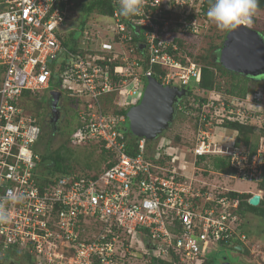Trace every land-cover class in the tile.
Here are the masks:
<instances>
[{"label":"built area","instance_id":"built-area-1","mask_svg":"<svg viewBox=\"0 0 264 264\" xmlns=\"http://www.w3.org/2000/svg\"><path fill=\"white\" fill-rule=\"evenodd\" d=\"M212 2L140 0L139 14L123 17L111 0L112 13L99 26L106 38L99 41L97 29L93 37L82 32L83 51L74 53L62 43L73 0H0V206L10 216L0 222V264L15 253L28 264H125L127 257L203 264L216 247L247 248L239 198L196 184L193 174L175 165L177 148L166 139L152 147L142 137L129 144L126 112H116L140 101L150 77L184 88L199 82L201 65L181 54L173 38L209 29ZM170 32L173 37H166ZM53 72L59 83L54 90L79 101L71 142L102 143L112 155L97 175L47 176L38 165L33 145L39 121L20 99L51 89ZM202 93L204 102L176 103L193 119L194 162L225 155L233 176L264 183V149L251 159L248 148L234 141H213L224 120L264 118V82L244 97ZM108 95L112 108L106 110L101 99ZM12 194L23 200L12 203L6 199ZM87 225L94 228L90 237L84 235Z\"/></svg>","mask_w":264,"mask_h":264},{"label":"rangeland","instance_id":"rangeland-1","mask_svg":"<svg viewBox=\"0 0 264 264\" xmlns=\"http://www.w3.org/2000/svg\"><path fill=\"white\" fill-rule=\"evenodd\" d=\"M252 19H255L259 23L258 27L262 26L264 28V10H256L251 17V20ZM80 21V12L75 11L71 13V17H69L66 22L65 29L72 38L81 39L83 35L82 32L85 31H89V35L93 37V31L96 29L98 31L96 35L99 41L106 38V35L103 33L104 30L99 28L100 25L104 24L105 19L103 16L90 15L82 28L80 27ZM224 31L225 30L218 28L215 22L211 21L210 28L204 30L203 32L201 42L198 46V48L201 47L200 51L204 50L206 46H208V41L210 38L218 43L216 38L219 33H224ZM173 35L174 34L170 32L166 35V37L170 38L173 37ZM189 87L194 88V91L188 98L203 94L202 91L196 87L195 82L191 81ZM49 92L50 89L47 91H39L37 95H33L32 98H34V101L28 103L27 108H25L26 111H29L35 115V110L41 109L42 116H45L43 119H48L50 111L49 105L51 100ZM129 100L132 101L133 99L130 97ZM37 103L40 105L39 108ZM261 108H263V106H261ZM58 111L60 114V119L57 124H55V127L53 124L48 122V120L46 121V124L39 122L40 124L38 125L41 129V139L38 140V142L40 141L39 143L36 142V145L34 144V149L38 151L37 154L39 155L44 153L43 151L46 145H49V148L54 151L50 152L56 155H61L67 167L75 169L79 172L90 170L91 167L93 168L95 164L99 163V161L95 159L97 149L91 143L85 145H71L66 143L69 135L68 131L75 126L76 117L73 114L74 111L70 108V106L69 108L66 107L64 112L61 110V107L58 104ZM260 113L264 115V110ZM64 118L66 120L62 122ZM258 122H255L256 125L254 133L251 135L248 148L251 159L256 158V152L258 151V148H260V150L264 149V139L260 141V137H264L260 133L264 130V118H258ZM126 126H128V122L126 123ZM261 126L263 127L261 128ZM235 135V131L228 130L224 127L221 128L220 126L213 130V141L216 142V144L220 143L223 146L224 142L231 143L234 141ZM193 136V119L188 114L180 110H176L174 117L168 127L163 130L150 145L151 147L154 146L160 138L162 141L163 139L170 141V144L177 148L176 155L178 159L175 161V165L179 167L187 176L193 174V179L196 180L195 183L199 186L203 184L204 186L209 187V189H214L216 187L218 190H227L226 192L238 191L251 194L256 192L258 186L255 180L248 178H237V176H233V172L228 168L221 172L212 166L214 158L216 156H222L218 153L211 155L200 163L194 162L195 158L190 150L194 143ZM260 143L261 146L259 147ZM260 156H262L264 159V154L259 155V157ZM40 168L42 171H46L43 163ZM258 194L262 195V192L258 191ZM240 221L241 227L248 238L247 248H245L243 252H239L229 248L216 247L209 256L212 264H222L224 261L230 264H264V219L256 217L251 212H247L243 215V219ZM11 258L16 262L28 264L20 254H11ZM126 260L130 262L129 264H149V262L144 261L142 258L134 259L127 257Z\"/></svg>","mask_w":264,"mask_h":264},{"label":"trees","instance_id":"trees-1","mask_svg":"<svg viewBox=\"0 0 264 264\" xmlns=\"http://www.w3.org/2000/svg\"><path fill=\"white\" fill-rule=\"evenodd\" d=\"M74 1V6L70 9V15L68 16L71 17L72 12H80V27L82 28L83 25L86 23L87 18L91 16H107L112 13L113 10V5L111 3V0H73ZM209 2V1H207ZM256 10H264V0H258V7ZM255 17V16H254ZM246 26L256 30L261 37L264 40V28L258 27V22L255 19H250L248 22L244 23ZM229 30H225L224 33H219L217 36V41H214L212 38L209 39L208 41V46L202 51H200L201 47L198 48L201 38L203 33L197 34V35H183L179 37L173 38V41L177 42L179 49L181 51V54H186L190 56L193 60L198 62L201 65V76L200 80L196 84V87L200 91L207 92L209 90H217L219 92H223L225 94L231 95V96H238V97H244L245 94L257 87H259L263 82H264V77L261 78H251L249 76H245L242 74H238L232 71H229L225 69L218 61V55H219V50L222 45V42L225 38V35L227 34ZM81 39H74L71 36H69L68 32L65 34L63 38V45L64 47L68 48L71 52H76V53H81L83 50L81 47L83 46ZM53 77L54 80L52 85L53 87H58L59 83L56 81L55 73L53 72ZM187 88V93L184 97L181 98L180 103H183L185 107H191L194 103L199 101L201 103L202 101H205L204 96L198 95L194 96L192 98H188L192 95L194 88H190L189 86ZM38 94V93H37ZM32 94L25 92L20 99V105L25 109L28 106L29 102L34 101V98H32ZM102 102L104 103V106L107 109L112 108V95H108L107 97L104 96L102 97ZM25 103V105H24ZM68 103L70 108L74 111V115L76 117L75 120V126L68 131V138L67 142L68 144L75 145L71 142V133L75 130L76 126L79 124V120L77 119V113L79 110L78 103L79 101L75 98H68ZM38 108L40 105L37 103ZM26 110V109H25ZM41 109H36L35 110V117L37 121H39L40 115H41ZM27 112V111H26ZM29 112V111H28ZM116 112H121L125 113V110H119ZM38 124H40L38 122ZM255 123H240L237 120H224L222 122L221 128L224 127L228 130L235 131L236 135L234 137V143L238 146L249 148L250 140H251V135L254 133L255 129ZM220 126H217L218 128ZM263 126H261L262 128ZM125 128L127 129V134L129 133L130 137V142L134 143V141L138 138L134 135H132L129 132L128 126L125 125ZM264 129V128H263ZM262 136H264V130L260 132ZM41 137V134L38 138ZM38 140L36 142H38ZM35 142V143H36ZM40 142V141H39ZM38 142V143H39ZM147 145H150V141H146ZM93 144L95 148L97 149L96 152V157L95 159L99 161L98 164H95V166L88 171L83 172L86 175H97L98 173L102 172L105 167H108L110 164L108 163V160L112 158L111 153L106 151L102 143L98 142H87L85 144ZM83 144V145H85ZM36 145V144H35ZM33 145V150L35 153L36 151L34 149ZM130 146V145H129ZM127 147V152L134 155V150L131 149V147ZM52 151L49 148V145H46L44 149V153L39 154L40 156V163L38 164L39 167L44 164V168H46V171H44L45 175L51 176L53 174H76L79 173V171H76L75 169H71L66 166L64 159L62 158L61 155L59 154H54L51 153ZM95 151V149H94ZM54 152V151H52ZM211 155H204L201 157L197 158L196 163H200L204 161V159H207ZM212 166L221 172L226 170L227 168L231 170L229 166V157L222 155V156H216L214 158V161L212 163ZM259 169L261 171V178H264V161L259 165ZM75 170V171H74ZM232 171V170H231ZM258 188L257 191H262V198L260 199V202L258 205L253 206L248 203V199L252 196L251 193L247 192H238V191H228L225 192L228 196L232 197H237L239 198V208H238V216L240 220L243 219V215L247 212H251L254 214L256 217L263 218L264 219V183L259 182L257 184ZM85 233L87 237L91 236V230H94L93 227L91 226H85ZM226 248V247H224ZM232 250H236L234 248H229ZM238 251V250H237ZM240 252V251H239ZM29 260V256H25ZM16 262L14 259L10 257L9 261L5 264H13ZM203 264H212V261L210 257L203 259ZM129 264V263H125ZM149 264H173L171 261L167 259H151L149 260Z\"/></svg>","mask_w":264,"mask_h":264},{"label":"water","instance_id":"water-1","mask_svg":"<svg viewBox=\"0 0 264 264\" xmlns=\"http://www.w3.org/2000/svg\"><path fill=\"white\" fill-rule=\"evenodd\" d=\"M218 61L229 71L251 78L264 77V40L256 30L237 25L225 35ZM186 93V88L162 85L156 78H148L140 101L126 111L129 132L149 141L156 139L172 121L176 103ZM49 94L52 114L56 117L61 92L51 90ZM260 199L261 195L255 193L248 203L256 206Z\"/></svg>","mask_w":264,"mask_h":264},{"label":"clouds","instance_id":"clouds-1","mask_svg":"<svg viewBox=\"0 0 264 264\" xmlns=\"http://www.w3.org/2000/svg\"><path fill=\"white\" fill-rule=\"evenodd\" d=\"M117 3L123 17L138 15L141 10L140 0H117ZM257 7L258 0H213L211 6L207 9L206 15L211 21L215 22L218 28L230 30L237 25L248 22ZM6 199L12 203H18L23 200V196L12 194ZM9 219L8 211L0 206V222H8Z\"/></svg>","mask_w":264,"mask_h":264},{"label":"flooded vegetation","instance_id":"flooded-vegetation-1","mask_svg":"<svg viewBox=\"0 0 264 264\" xmlns=\"http://www.w3.org/2000/svg\"><path fill=\"white\" fill-rule=\"evenodd\" d=\"M50 90H54L53 86L51 87ZM58 104H59V106L61 107V110H63L64 112H65V110H66V107L69 108L68 97H67L66 94L61 93V96H60V99H59V103H58ZM49 109H50V111H49L48 119H43L45 116L43 117L42 114H41V115H40L39 122H40V123H44V124H46V121L48 120V122H50L51 124H53L54 127H55V124H57V122H58L59 119H60V114H59V111H58V107H57V114H56V117L52 114V109H51L50 105H49ZM65 120H66V119L64 118V119L62 120V122H64ZM48 122H47V123H48ZM67 122H68V119H67ZM54 129H55V128H54ZM13 264H22V263H20V262H14Z\"/></svg>","mask_w":264,"mask_h":264},{"label":"crops","instance_id":"crops-1","mask_svg":"<svg viewBox=\"0 0 264 264\" xmlns=\"http://www.w3.org/2000/svg\"><path fill=\"white\" fill-rule=\"evenodd\" d=\"M263 109H264V106H263ZM255 193H258V191L256 190V192H254V194H255Z\"/></svg>","mask_w":264,"mask_h":264}]
</instances>
